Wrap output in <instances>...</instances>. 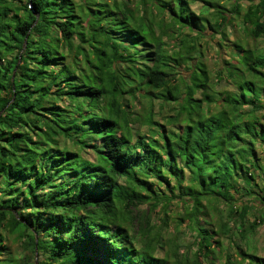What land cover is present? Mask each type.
<instances>
[{"label": "trees", "instance_id": "16d2710c", "mask_svg": "<svg viewBox=\"0 0 264 264\" xmlns=\"http://www.w3.org/2000/svg\"><path fill=\"white\" fill-rule=\"evenodd\" d=\"M258 40L264 0H0V264H264Z\"/></svg>", "mask_w": 264, "mask_h": 264}, {"label": "rangeland", "instance_id": "374dc122", "mask_svg": "<svg viewBox=\"0 0 264 264\" xmlns=\"http://www.w3.org/2000/svg\"><path fill=\"white\" fill-rule=\"evenodd\" d=\"M194 7L196 9H198L200 7V3H195ZM229 33L230 36L229 38L233 39L235 38L237 35H240L242 33V25L240 23V21L238 19L234 20L232 25L229 27ZM256 43L259 45V47H264V41L263 40H258L256 41ZM229 59V55L226 53L225 49H221L218 46H214L213 43H209L208 41L204 42V58L203 60L205 61V63L207 64L210 72H211V78H212V82L216 83L217 88H226L229 87L230 85L228 84V82H226L224 79H222L221 81H216V71L221 68V63L223 64V62H226V60ZM164 113H168V114H173L174 111L172 110L171 106H165L164 108ZM168 128H171V125L167 126ZM145 206V207H144ZM144 208H148V206L144 205ZM155 214V213H153ZM156 216V214H155ZM7 233V244L10 248V250H12L13 253L15 254H24L23 250H22V242L21 239H19V237H17L16 234H13L9 231L6 232ZM167 238H171L174 235V232L172 230V228H170L169 230L166 231L165 233ZM179 235H181L186 243H189L192 239V233L190 230H188V232H184L182 227L179 230ZM257 238V242L259 243V246H262L264 244V225L260 226L258 228V233L256 235ZM32 264H37V258L34 257V260H32Z\"/></svg>", "mask_w": 264, "mask_h": 264}]
</instances>
